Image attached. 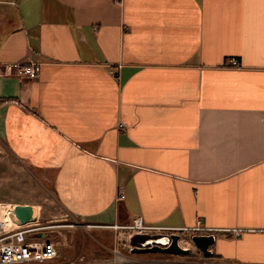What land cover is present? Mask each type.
<instances>
[{"label":"crops","instance_id":"crops-1","mask_svg":"<svg viewBox=\"0 0 264 264\" xmlns=\"http://www.w3.org/2000/svg\"><path fill=\"white\" fill-rule=\"evenodd\" d=\"M0 153L44 189L11 210L101 240L78 254L110 251L108 226L136 217L201 218L203 263L264 264V0H0Z\"/></svg>","mask_w":264,"mask_h":264},{"label":"rangeland","instance_id":"rangeland-1","mask_svg":"<svg viewBox=\"0 0 264 264\" xmlns=\"http://www.w3.org/2000/svg\"><path fill=\"white\" fill-rule=\"evenodd\" d=\"M28 182L34 183L32 186L34 187V200L33 204L36 205V200L40 198V196L44 195V189L39 185L42 183L39 179H32L31 177H27L24 174H21L16 170L14 165L11 163L10 156L6 153H0V234L9 233L12 229L15 228L14 224H12L11 228H3L6 223L4 221L5 210L9 205L17 203L19 200H26L25 197H28L26 187H28ZM53 205V204H51ZM39 207V206H38ZM40 208V207H39ZM55 209V205H53ZM54 211V210H53ZM42 215V211H35L36 218L39 221V228H43L38 231L39 235H36L39 238H43L46 241L52 242L56 245L60 258L51 263L45 264H62V263H71L75 262L78 258H85L89 263L91 261L102 260V259H113V251L115 247V243H117V248L119 251L128 258L127 264H134L133 259L136 261L137 257H161L163 259H173L175 264H202L203 259H205L202 254L193 246L191 241L189 240V236L180 235L179 245L183 249H188L190 253L187 256H171V255H161V254H144V255H135L131 254L130 250L135 247H140L141 243L146 240H156L163 237H168L165 232H155L146 237H133L129 243L122 244L121 241H115V233L113 237V247L110 251H105L104 253H100L98 256H86L84 254H78L77 249L80 248L81 244L85 242L92 249V244H94L93 240H101L94 238L89 227L77 225L72 219L69 218H45ZM46 221H50L46 223ZM86 231V232H85ZM40 232L43 235H40ZM5 235H0V245L5 243L4 239ZM118 258V257H117ZM116 258V261H117ZM131 259V261H130ZM136 264H139L136 261Z\"/></svg>","mask_w":264,"mask_h":264},{"label":"built area","instance_id":"built-area-1","mask_svg":"<svg viewBox=\"0 0 264 264\" xmlns=\"http://www.w3.org/2000/svg\"><path fill=\"white\" fill-rule=\"evenodd\" d=\"M226 67L239 68L240 64L236 59H228L225 63ZM40 73L39 64L19 65L17 67L16 75L20 79L34 80L38 78ZM124 199L123 195L118 196V200ZM13 211V210H12ZM16 226V225H15ZM43 228H39L37 224L30 223L23 226H16L12 231L5 235L6 242L0 245V264H45L57 261L59 251L56 245L52 242L46 241L43 238L37 237L35 234ZM115 233V241L122 244H127L133 237H146L155 232H165L169 237L172 234L186 235H208L212 231L202 224V219L198 218L196 224L192 228L166 229L161 227H148L144 224L142 218L136 217L130 224L120 226H108ZM241 231H232V237L238 238ZM113 259H102L88 262L85 258H78L75 262L62 264H127L128 258L122 255L115 243L114 251L112 253ZM119 262H116V258ZM205 264V263H202Z\"/></svg>","mask_w":264,"mask_h":264},{"label":"water","instance_id":"water-1","mask_svg":"<svg viewBox=\"0 0 264 264\" xmlns=\"http://www.w3.org/2000/svg\"><path fill=\"white\" fill-rule=\"evenodd\" d=\"M12 214L14 215L12 223L16 226H23L28 223H35L36 219L31 218L30 208L28 206H15ZM179 235L172 234L169 237H163L156 240H146L141 243L140 247H135L130 250L131 254H161L171 256H187L190 251L183 249L179 245ZM190 241L193 246L202 254L205 259L212 256L210 247L215 242L213 234L208 235H192Z\"/></svg>","mask_w":264,"mask_h":264},{"label":"bare ground","instance_id":"bare-ground-1","mask_svg":"<svg viewBox=\"0 0 264 264\" xmlns=\"http://www.w3.org/2000/svg\"><path fill=\"white\" fill-rule=\"evenodd\" d=\"M5 214H4V221L6 223V227L8 228H11L12 226V220H13V217L14 215L12 214V210H11V207H7L6 210H5ZM1 220V219H0ZM117 263L119 262V258H117Z\"/></svg>","mask_w":264,"mask_h":264},{"label":"trees","instance_id":"trees-1","mask_svg":"<svg viewBox=\"0 0 264 264\" xmlns=\"http://www.w3.org/2000/svg\"><path fill=\"white\" fill-rule=\"evenodd\" d=\"M2 102H7L8 100H1ZM212 257V256H211Z\"/></svg>","mask_w":264,"mask_h":264}]
</instances>
